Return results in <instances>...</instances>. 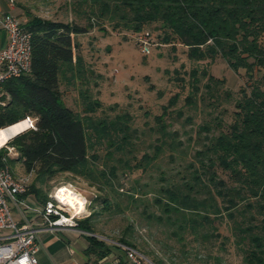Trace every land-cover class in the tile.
<instances>
[{
	"label": "rangeland",
	"instance_id": "rangeland-1",
	"mask_svg": "<svg viewBox=\"0 0 264 264\" xmlns=\"http://www.w3.org/2000/svg\"><path fill=\"white\" fill-rule=\"evenodd\" d=\"M16 7L21 10L18 19L22 25L37 17L89 30L75 37L74 65L61 72L62 98L79 119L87 118L90 124L115 122L129 115L136 133L124 155L115 154L107 141L89 151L93 170L109 174L112 168L116 170V178H108L110 184L103 191L71 174L35 182L34 175H26L20 163L13 167L16 177L28 179L29 186L34 185L47 201L58 189L71 186L88 201L84 212L74 214L77 227L88 222L89 234L113 248L121 246L122 240L130 242L148 264H247V244L237 245L235 221L226 213L211 216L210 224L193 230L181 217L185 215L188 221L191 213L180 216L165 211V206L170 207L166 191L179 188L188 193L186 182H193L192 174L200 167L197 153L204 149L207 138L234 123L237 101L255 83L246 70L235 72L220 57L214 63L191 61L182 45L161 43V24L146 25L136 32L135 25L120 19L122 13L114 14V6L109 14L103 13L101 5L79 7L74 0H17ZM142 39L151 45L149 55L141 51ZM194 69H206L218 81L209 91L207 79L200 77L196 105L189 107V74ZM255 77L264 81V69ZM175 96L176 105L169 107ZM164 107L168 108L166 135L156 122ZM204 127L211 132H204ZM109 152L115 154L112 160ZM93 157L98 160L92 162ZM216 171L232 186L228 173L220 168ZM197 189L199 193L192 192V197H208L201 186ZM96 198L98 202L92 203ZM106 200L111 203L109 211L104 207ZM217 202L222 205L221 200ZM241 219L237 215L235 220ZM261 221L258 217L255 222Z\"/></svg>",
	"mask_w": 264,
	"mask_h": 264
},
{
	"label": "trees",
	"instance_id": "trees-1",
	"mask_svg": "<svg viewBox=\"0 0 264 264\" xmlns=\"http://www.w3.org/2000/svg\"><path fill=\"white\" fill-rule=\"evenodd\" d=\"M74 2L79 7L87 3L101 5L104 14H109L114 6V14L122 13L120 19L135 25L136 32L146 25L159 23L164 33L163 45H182L188 51V59L195 62L209 60L214 63L220 57L235 72L246 70L248 77L255 82L251 84L250 92H245L237 101L234 123L228 130L208 137L204 149L197 153L200 167L192 174L194 183L186 182L188 193L179 188L166 191L170 207L165 206V211L180 216L182 212L191 213L192 218L188 221L185 215L181 217L193 230L210 224L211 216L226 213L235 221L237 245L247 244V264H264V81L255 77L258 70L264 69V0ZM23 26L32 35L31 72L4 85L1 99L6 105L0 106V130L27 118L36 120L37 129L27 130L7 143L18 154L17 158H9L8 164L14 172V165L20 163L26 175H34L35 182L71 174L97 184L103 191V186L110 184L108 178H116V170L112 168L110 174L93 170L89 151L107 141L108 148L114 149L115 154L124 155L131 149V140L136 134L131 129L132 118L123 115L115 122L93 124L90 121V124L87 118L79 119L65 104L61 72L73 67L75 37L88 33L87 28L37 17ZM76 63L82 64L79 59ZM189 75L191 94L186 98V104L192 107L196 105L194 96L200 92V77L207 79L206 89L209 91L218 80L209 76L206 69H194ZM177 101L178 96L172 98L169 107H174ZM167 110L164 107V113L156 118L159 131L164 135L167 134ZM203 131L210 133L211 129L204 127ZM7 153L6 149L0 151V163ZM115 154L109 152V159L112 160ZM94 157L92 162L98 160ZM119 162H122L121 158ZM216 168L229 174L232 186L220 178ZM198 186L207 192L206 199L192 197V192L199 193ZM25 197L37 206L47 202L34 185L29 186ZM98 200L93 199L92 203ZM104 205L106 211L111 209L109 201H104ZM237 215L242 217L241 221L235 220ZM258 217H262V225L255 222ZM77 228L92 233L88 222H80ZM89 241L93 249L103 250L105 247L94 236H90ZM120 245L117 248H133L125 240ZM108 253L101 252L100 256Z\"/></svg>",
	"mask_w": 264,
	"mask_h": 264
},
{
	"label": "built area",
	"instance_id": "built-area-1",
	"mask_svg": "<svg viewBox=\"0 0 264 264\" xmlns=\"http://www.w3.org/2000/svg\"><path fill=\"white\" fill-rule=\"evenodd\" d=\"M7 2L11 8L16 7L17 0ZM0 26L9 39L7 47L0 51V106H5L6 102L1 99L4 85L31 72L32 35L13 15L0 19ZM140 43L142 53L149 55V41L142 39ZM26 122L29 124L28 130L37 129L36 120L27 118ZM7 145L0 147V151H8L0 163V264H39L36 258L39 247L38 228H77L75 215L65 201L60 199L64 188L58 189L44 205L33 206L29 203L25 197L29 181L17 178L9 166L8 159L18 157V154ZM69 189L76 192L71 186ZM84 200L88 205V201ZM122 247L132 264H148L135 249Z\"/></svg>",
	"mask_w": 264,
	"mask_h": 264
},
{
	"label": "crops",
	"instance_id": "crops-1",
	"mask_svg": "<svg viewBox=\"0 0 264 264\" xmlns=\"http://www.w3.org/2000/svg\"><path fill=\"white\" fill-rule=\"evenodd\" d=\"M20 13L21 10L17 7L11 8L7 0H0V19L6 15L19 18ZM8 43V36L0 26V51L4 50ZM38 229L39 247L36 258L39 264H132L123 248H113L105 244L103 250L93 249L89 241L91 235L78 228L51 230L40 226ZM105 251L109 253L101 257V252Z\"/></svg>",
	"mask_w": 264,
	"mask_h": 264
},
{
	"label": "bare ground",
	"instance_id": "bare-ground-1",
	"mask_svg": "<svg viewBox=\"0 0 264 264\" xmlns=\"http://www.w3.org/2000/svg\"><path fill=\"white\" fill-rule=\"evenodd\" d=\"M29 129V124L24 121L15 126L9 127L4 130H0V147H4L7 143L17 135L27 131ZM61 198L65 201L66 205L69 206L74 214L81 213L85 211L87 206L84 197L79 193L73 192L67 187H63Z\"/></svg>",
	"mask_w": 264,
	"mask_h": 264
},
{
	"label": "clouds",
	"instance_id": "clouds-1",
	"mask_svg": "<svg viewBox=\"0 0 264 264\" xmlns=\"http://www.w3.org/2000/svg\"><path fill=\"white\" fill-rule=\"evenodd\" d=\"M0 146H2V145H0Z\"/></svg>",
	"mask_w": 264,
	"mask_h": 264
}]
</instances>
